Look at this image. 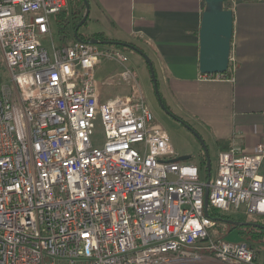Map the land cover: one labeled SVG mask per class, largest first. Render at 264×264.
<instances>
[{
  "label": "built area",
  "instance_id": "built-area-1",
  "mask_svg": "<svg viewBox=\"0 0 264 264\" xmlns=\"http://www.w3.org/2000/svg\"><path fill=\"white\" fill-rule=\"evenodd\" d=\"M68 0H0V264H261L246 242L215 236L206 181L178 156L142 97L101 101L95 66L120 49H47ZM232 58L230 57V61ZM124 80L132 78L126 68ZM206 81L225 74H203ZM104 129L102 146L92 136ZM138 145V147H136ZM209 207L264 216V144L221 151Z\"/></svg>",
  "mask_w": 264,
  "mask_h": 264
},
{
  "label": "crops",
  "instance_id": "crops-1",
  "mask_svg": "<svg viewBox=\"0 0 264 264\" xmlns=\"http://www.w3.org/2000/svg\"><path fill=\"white\" fill-rule=\"evenodd\" d=\"M88 2V18L93 12L100 30L87 36L107 37L109 31L111 40L138 41L143 51L150 50L180 110L195 124L183 120L195 130L196 125L202 128L204 134L197 133L208 135L218 154L232 149L253 154L258 144H264V0L235 2L229 76L214 81L203 80L199 69L203 0ZM203 264L221 263L208 258Z\"/></svg>",
  "mask_w": 264,
  "mask_h": 264
},
{
  "label": "rangeland",
  "instance_id": "rangeland-1",
  "mask_svg": "<svg viewBox=\"0 0 264 264\" xmlns=\"http://www.w3.org/2000/svg\"><path fill=\"white\" fill-rule=\"evenodd\" d=\"M237 0H227L225 6L227 8H233ZM78 14L77 17H74L72 14V4L69 5V8L65 15L60 16L59 14L51 16L52 18V37L45 36L43 37V44L47 49H51L53 42L55 45H68L73 41L72 36H68V41L63 40V34L60 32V23L67 26V30L71 32L74 36V31L76 26L83 19L85 14V9L83 6H77ZM104 27V26H103ZM108 28V27H107ZM100 30V22H97L93 17V12L86 22L79 28V33L87 35L90 31ZM107 32V38H112ZM109 36V37H108ZM111 40V39H110ZM115 40V39H112ZM53 41V42H52ZM120 41V40H117ZM125 42V41H122ZM138 48H145L144 45H141L138 41L133 42ZM102 49H120L114 45H104L99 44ZM128 57L126 63L121 64L118 61L111 60L107 57H102L100 63L95 66V75L96 79L99 82V91L101 95V101H106L111 98H115L121 95H131L134 97H142L151 108L155 114V122L164 127L170 134L172 144L175 147L177 153L192 152L193 156L191 159L182 161L184 164H196L199 167L200 179L202 181L207 180V166L202 162L204 157V147L206 146L207 152L211 160V180L212 182L216 178L217 174V159H218V147L214 144L212 139L208 135H204L202 140L198 138L196 132L201 134L203 133L202 128L195 126L196 130L194 131L188 122L194 121L187 119L186 114L180 110L174 92L169 85L167 86L162 79V74L159 69V65L155 56L151 53L150 50L144 51L152 60L154 64V69L156 73L158 90L161 98L162 104L165 106V109L162 107L158 95L155 91L152 75L148 66L146 59L138 52L132 49H120ZM130 69L132 72V78L128 81L124 80L121 72L124 69ZM9 80V73L6 68L5 60L3 53L0 49V82H6ZM169 112L174 113L181 119H186L187 123L184 125L178 123L173 118H171ZM92 142L95 146H102L104 142V129L103 124L99 120L96 122V127L94 129V134L92 136ZM138 147V145H136ZM245 209L234 212H224L229 215H232L237 219H247L248 221H262L264 222V216L246 214ZM212 233L215 236H222L225 240L230 242H246L252 246L258 253V260L261 263H264V241H253L244 239L237 230L230 229L226 224H220L212 229Z\"/></svg>",
  "mask_w": 264,
  "mask_h": 264
},
{
  "label": "water",
  "instance_id": "water-1",
  "mask_svg": "<svg viewBox=\"0 0 264 264\" xmlns=\"http://www.w3.org/2000/svg\"><path fill=\"white\" fill-rule=\"evenodd\" d=\"M86 6V13L75 29V37L78 41H85L78 36L79 28L86 22L90 13V4L88 0H83ZM205 2V9L202 14L201 28H200V56H199V69L203 74H224L229 70L230 57L232 51V40L234 35V11L231 8H227L225 3L227 0H203ZM88 42L92 44H104V45H123L129 47L130 49L140 53L147 61L152 80L154 84L155 91L158 95L159 101L162 107L165 106L161 102L158 83L156 78V73L154 69V64L150 57L136 45L115 41V40H101L92 37ZM166 110V109H165ZM168 112V110H166ZM193 129V128H192ZM194 130V129H193ZM195 131V130H194ZM199 139L202 137L195 131ZM206 154V165H207V180L205 188V213L208 215L209 210V186L211 183V160L207 152L206 146L204 147ZM191 154L178 155L173 158L174 162H182L191 159ZM224 220L227 224L233 226H244L253 225L261 227V224L251 222V221H241L235 219H220Z\"/></svg>",
  "mask_w": 264,
  "mask_h": 264
},
{
  "label": "trees",
  "instance_id": "trees-1",
  "mask_svg": "<svg viewBox=\"0 0 264 264\" xmlns=\"http://www.w3.org/2000/svg\"><path fill=\"white\" fill-rule=\"evenodd\" d=\"M248 1H253V0H248ZM70 3L72 4V14L74 17H77V14H78L77 6L78 5L84 6L83 0H70ZM84 9H85V6H84ZM67 10L68 9L62 11L61 13H59V15L60 16L65 15ZM60 32L63 34V40L68 41V36H72L73 41L76 40V38L73 37V34H71V32L69 30H67V26L63 25L62 23H60ZM78 36L85 41H88L91 38L90 36L80 34V33L78 34ZM94 36L101 39V40H110L109 38H107L103 34H97ZM131 44H134V43H131ZM61 45H63V44H61ZM114 46L117 48H120V49H130L129 47H126L123 45H114ZM224 74L226 76H229V70L227 72H225ZM202 162L206 166L205 154H204ZM208 216L216 221L215 227H217L219 225V223L220 224H226L227 226L230 227V229L237 230L239 232V234L246 240L264 241V222H262V221L252 220L255 223L261 224L262 225L261 227H257V226H253V225L233 226L231 224H227L224 220H220V219H235V220H242V221H248V220L247 219L234 218L232 215L224 213V212L220 211L219 209H216L212 206L209 207Z\"/></svg>",
  "mask_w": 264,
  "mask_h": 264
},
{
  "label": "flooded vegetation",
  "instance_id": "flooded-vegetation-1",
  "mask_svg": "<svg viewBox=\"0 0 264 264\" xmlns=\"http://www.w3.org/2000/svg\"><path fill=\"white\" fill-rule=\"evenodd\" d=\"M169 114H170L171 118H173V119H174L175 121H177L178 123H180V124H182V125H184V124L186 123L183 119L179 118V117H178L177 115H175L174 113L169 112ZM182 154H191V155L193 156V153L190 152V151L185 152V153H182Z\"/></svg>",
  "mask_w": 264,
  "mask_h": 264
}]
</instances>
